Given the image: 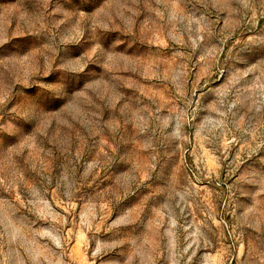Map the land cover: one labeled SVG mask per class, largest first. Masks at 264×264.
<instances>
[{
  "label": "rangeland",
  "instance_id": "obj_1",
  "mask_svg": "<svg viewBox=\"0 0 264 264\" xmlns=\"http://www.w3.org/2000/svg\"><path fill=\"white\" fill-rule=\"evenodd\" d=\"M0 264H264V0H0Z\"/></svg>",
  "mask_w": 264,
  "mask_h": 264
}]
</instances>
